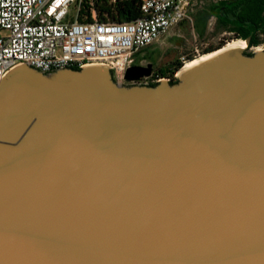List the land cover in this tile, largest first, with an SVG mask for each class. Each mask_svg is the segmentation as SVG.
<instances>
[{
  "label": "water",
  "instance_id": "1",
  "mask_svg": "<svg viewBox=\"0 0 264 264\" xmlns=\"http://www.w3.org/2000/svg\"><path fill=\"white\" fill-rule=\"evenodd\" d=\"M244 52L155 87L105 66L11 70L0 264H264V51Z\"/></svg>",
  "mask_w": 264,
  "mask_h": 264
},
{
  "label": "built area",
  "instance_id": "2",
  "mask_svg": "<svg viewBox=\"0 0 264 264\" xmlns=\"http://www.w3.org/2000/svg\"><path fill=\"white\" fill-rule=\"evenodd\" d=\"M93 1L91 21L81 22L83 0H0V81L24 64L44 74L105 66L121 86L179 78L180 71L169 78L128 82L125 74L143 49L191 19L194 0H142L140 17L123 23L99 21ZM252 48L253 53L264 51Z\"/></svg>",
  "mask_w": 264,
  "mask_h": 264
},
{
  "label": "trees",
  "instance_id": "3",
  "mask_svg": "<svg viewBox=\"0 0 264 264\" xmlns=\"http://www.w3.org/2000/svg\"><path fill=\"white\" fill-rule=\"evenodd\" d=\"M94 7L98 13V19L101 22H129L140 17L142 0H94ZM225 6H222L224 5ZM84 12L81 17V22H90L91 17L89 12L90 0H83ZM241 16L237 20H232L229 17H220L219 10L230 9ZM219 9V10H218ZM204 15L197 18L196 30L199 35H203L204 31L202 25H205L209 17L219 18L216 25L217 30H224L229 32H236V39L246 40L250 37L252 32L260 31L264 32V0H234L230 4L225 1H220L214 6H210L203 13ZM202 23V24H201ZM237 23V24H235ZM247 23L248 25H246ZM260 44L258 38L252 37L249 43V48L256 47ZM224 44H220L217 47H207L205 53L212 52L223 47ZM253 53L247 54L251 56ZM191 56L190 59H194ZM184 66V62L177 60L170 67L169 75L173 76ZM163 75V74H161ZM178 81L173 82L176 84ZM158 84H151V87H155Z\"/></svg>",
  "mask_w": 264,
  "mask_h": 264
},
{
  "label": "rangeland",
  "instance_id": "4",
  "mask_svg": "<svg viewBox=\"0 0 264 264\" xmlns=\"http://www.w3.org/2000/svg\"><path fill=\"white\" fill-rule=\"evenodd\" d=\"M220 1L221 0H194L195 5L190 15L191 19L171 29V31L158 43L143 49L138 57L152 60L155 63L157 73H159V69L165 68L166 74L164 75H169L170 67L173 62L180 60L186 63L191 60V56H194V59H196L206 54L204 51L207 47H217L220 44L226 46L231 41L239 40L229 31L217 30V23L214 17H209L205 25H202L204 31L203 35H199L196 30L197 18L199 19L202 17L206 9L216 5ZM258 39L260 40L258 46L264 47V33L260 34ZM244 53H253V48L247 47ZM126 86L131 85L127 84Z\"/></svg>",
  "mask_w": 264,
  "mask_h": 264
},
{
  "label": "flooded vegetation",
  "instance_id": "5",
  "mask_svg": "<svg viewBox=\"0 0 264 264\" xmlns=\"http://www.w3.org/2000/svg\"><path fill=\"white\" fill-rule=\"evenodd\" d=\"M221 1H225V2H228L229 4L234 1V0H221ZM222 6H225L222 5ZM219 10V9H218ZM217 14H216V17L215 20H216V23H218V20L219 18H217ZM219 16L220 17H229L231 18L232 20H237L238 18H241L240 15H238L234 10H233V7H231L230 9L226 10V9H222V10H219ZM246 25H248L247 23H245ZM233 33L235 36H237V33L236 32H231ZM264 32H260L259 30L256 31V32H252V34L250 35V40L252 37H255V38H258L260 36V34H263ZM145 60L147 59H141L139 57H136L135 59V65L134 66H141V67H147L149 65H152V68H153V71H152V79H157V78H169L171 75H164L166 74V70L165 68H161L159 69V73H157L156 69H155V63L152 61V60H147L146 62H144ZM174 63V62H173ZM172 63V64H173ZM160 74H163L162 76ZM176 74V73H175ZM174 76V75H173ZM177 81V80H175ZM174 81V82H175ZM151 84H156V83H153L151 82Z\"/></svg>",
  "mask_w": 264,
  "mask_h": 264
},
{
  "label": "bare ground",
  "instance_id": "6",
  "mask_svg": "<svg viewBox=\"0 0 264 264\" xmlns=\"http://www.w3.org/2000/svg\"><path fill=\"white\" fill-rule=\"evenodd\" d=\"M246 48H247V44L242 39L231 41L226 46H223L222 49L219 51L209 53V54H204V55H201L194 60H189L181 68L179 75H182L183 73L192 69L193 67H196V66L212 59L213 57L219 55L220 53H223V52L228 51V50H233V49H246ZM257 51H260V50L258 49Z\"/></svg>",
  "mask_w": 264,
  "mask_h": 264
}]
</instances>
